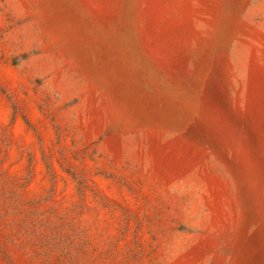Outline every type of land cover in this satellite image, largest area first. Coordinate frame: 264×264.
I'll use <instances>...</instances> for the list:
<instances>
[{"label": "rangeland", "instance_id": "374dc122", "mask_svg": "<svg viewBox=\"0 0 264 264\" xmlns=\"http://www.w3.org/2000/svg\"><path fill=\"white\" fill-rule=\"evenodd\" d=\"M0 264H264V0H0Z\"/></svg>", "mask_w": 264, "mask_h": 264}]
</instances>
